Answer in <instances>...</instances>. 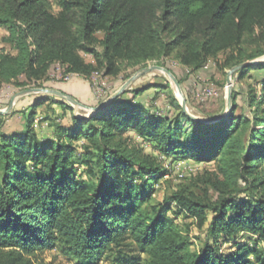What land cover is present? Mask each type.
<instances>
[{
    "label": "trees",
    "instance_id": "obj_1",
    "mask_svg": "<svg viewBox=\"0 0 264 264\" xmlns=\"http://www.w3.org/2000/svg\"><path fill=\"white\" fill-rule=\"evenodd\" d=\"M60 5L55 15L48 0H0V25L8 27L6 41L16 49L0 51V86L40 80L55 61L81 74L97 64L110 75L117 74L119 62L144 64L179 47L182 62L194 70L222 52L228 65L264 54V0H61ZM253 70L264 71V62L243 67L240 76ZM256 81L263 94L259 100L251 88L252 116L237 113L236 93L232 111L217 122L195 121L183 112V119L172 122L135 103L142 92L137 89L134 99L117 97L90 117L76 115L62 101L56 140L39 139L31 127L34 113L22 130L0 132V264H48L40 255L53 248L78 264L111 257L114 264H264V78ZM130 128L156 139L167 154L180 148L215 160L205 181L215 199L188 187L167 199L199 228L206 226L200 249L168 216V207L153 203L151 187L160 169L150 155L126 144L123 135ZM79 151L87 177L77 176L73 155ZM240 233L248 236L243 244L236 240ZM221 239L235 241L237 250L221 252ZM128 247L145 258L128 254Z\"/></svg>",
    "mask_w": 264,
    "mask_h": 264
},
{
    "label": "rangeland",
    "instance_id": "obj_2",
    "mask_svg": "<svg viewBox=\"0 0 264 264\" xmlns=\"http://www.w3.org/2000/svg\"><path fill=\"white\" fill-rule=\"evenodd\" d=\"M61 0H48L50 11L55 15L62 12ZM9 29L0 25V51L15 54L16 49L6 41ZM264 47V43H262ZM257 44L248 46L247 54H253ZM181 47L170 51L167 55L146 61L144 64L131 65L127 61L119 62L117 74L106 75L102 69L95 65V69L88 74L68 71V66L55 61L48 75L37 81H29L25 85L15 82L4 83L0 86V110H6L14 101L12 108L6 113H0V132L20 131L28 124L33 114L31 127L36 131L41 140L58 138L57 126L64 119L63 102H67L75 108L78 116L90 117L94 112L93 108L103 101L112 97L129 80L141 70L161 66L168 69L178 80L176 84L173 76L163 70H152L141 74L132 83L128 84L118 97L123 101L134 99L133 90L142 89L134 102L142 105L146 112L158 116H168L172 122L183 119V112L195 116L210 118L220 116L229 110L230 99L237 93V113L252 116L256 104H248V94L251 88L258 92L259 100H262V85L257 79L264 78V71L253 70L242 77L240 70L232 75L229 72L236 66L245 62L264 58V54L253 59L245 60L236 65L225 63L227 53H220L211 57L202 68L194 70L193 67L184 64L181 60ZM85 60L96 63L90 54L82 53ZM230 80V81H229ZM20 81H26L22 77ZM37 89V90H34ZM38 89H55L74 97L82 105L74 104L69 100ZM252 94V91H251ZM63 101V102H62ZM38 105L34 106L33 103ZM183 102L186 105L184 109ZM262 107H264V102ZM70 114V113H69ZM190 118V117H189ZM182 124L188 126L187 120ZM126 144L138 153L150 155L156 167L160 169V178L153 182L151 187L155 204H162L168 207V216L175 220V223L182 229L188 231L193 242V248L200 249L203 240L206 238V226L199 228L194 217L188 216L171 201L167 200L175 191L183 188H190L200 196H207L215 199L217 194L212 188L206 185L210 173L215 171L216 162L214 159L203 160L192 157L190 153L167 154L162 145L156 139L145 137L134 128L125 131ZM81 142V141H80ZM80 151L73 155L76 161L78 178L87 177L86 166L79 159ZM243 244L248 241V236L240 233L236 239ZM220 251L226 254L237 250L235 241L221 239L219 242ZM125 251L135 257L145 258V255L137 251L135 247L126 248ZM113 258H103L98 264H114ZM40 259L48 264H78L75 260L64 255L60 248L47 249L41 253ZM40 263V262H39Z\"/></svg>",
    "mask_w": 264,
    "mask_h": 264
},
{
    "label": "water",
    "instance_id": "obj_3",
    "mask_svg": "<svg viewBox=\"0 0 264 264\" xmlns=\"http://www.w3.org/2000/svg\"><path fill=\"white\" fill-rule=\"evenodd\" d=\"M261 62H264V58L262 59H259V60H253V61H249V62H245L243 64H240L238 66H236L235 68H233L229 74L232 75L236 70L238 69H241L247 65H251V64H258V63H261ZM163 70L165 72H167L168 74H170L171 76L172 73L166 69V68H163L161 66H152V67H148V68H145L143 70H141L138 74H136L135 76H133L129 82H127L119 91H117L112 97H110L109 99L103 101L102 103H100L98 106L96 107H88L89 109H91L93 112H97L101 109H103L106 105H108L110 102H112L114 99H116L120 94L121 92L126 88V86L130 83H132L138 76H140L141 74H144V73H148L152 70ZM176 84L179 86V83H178V80L173 76ZM230 81V80H229ZM34 90H37V89H34ZM38 90H45L47 92H50V93H54L56 95H59L67 100H69L70 102L74 103V104H79V105H82L77 99H75L74 97L72 96H69L65 93H63L62 91H59V90H55V89H38ZM12 105H14V101H12V103L8 106V108L6 110H0V113H6L8 112L11 108H12ZM183 106H184V109L186 108V105L185 103L183 102ZM232 111V100L230 99V105H229V110L225 113H223L222 115L220 116H216V117H210V118H203V117H199V116H195L193 114H190L187 112V115L188 117H190L191 119L195 120V121H199V122H203V123H214V122H217L223 118H225L226 116H228V114Z\"/></svg>",
    "mask_w": 264,
    "mask_h": 264
},
{
    "label": "crops",
    "instance_id": "obj_4",
    "mask_svg": "<svg viewBox=\"0 0 264 264\" xmlns=\"http://www.w3.org/2000/svg\"><path fill=\"white\" fill-rule=\"evenodd\" d=\"M74 111H75V108H74ZM63 113H64V111H63Z\"/></svg>",
    "mask_w": 264,
    "mask_h": 264
}]
</instances>
